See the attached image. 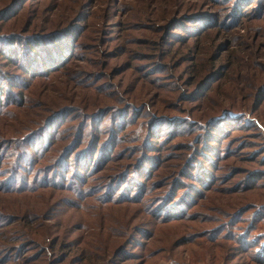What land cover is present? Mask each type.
<instances>
[{
  "label": "rangeland",
  "instance_id": "rangeland-1",
  "mask_svg": "<svg viewBox=\"0 0 264 264\" xmlns=\"http://www.w3.org/2000/svg\"><path fill=\"white\" fill-rule=\"evenodd\" d=\"M64 27L0 53V264H264V0H0Z\"/></svg>",
  "mask_w": 264,
  "mask_h": 264
},
{
  "label": "trees",
  "instance_id": "trees-1",
  "mask_svg": "<svg viewBox=\"0 0 264 264\" xmlns=\"http://www.w3.org/2000/svg\"><path fill=\"white\" fill-rule=\"evenodd\" d=\"M65 28L66 27L56 30H46L45 32H37L34 34H0V53L4 56H8L9 59L13 60L17 64L22 65V67L28 69L29 72L33 71V67H36L40 71H42L43 69H45L43 67H48L49 65L51 67H48L49 70L47 71V73L57 71L62 66H56V62L58 58H60L58 57V55L61 52L63 53L65 49L60 36H57L62 33ZM60 47L63 49V51L59 49ZM56 56L58 58L56 62H54L55 60H53V58H55ZM31 132H33V130L30 131L29 134ZM11 154L12 152L10 148L0 153V171L2 172V170H7L5 171L3 177L0 178V180L8 177L14 179L13 172H18L21 168V163L17 162L16 160L18 154L16 155L15 153L14 156L16 157L13 160H9V158L12 157ZM92 158L93 155L89 156L88 161ZM0 176H2V174H0ZM1 183H3V181H0V184ZM261 245L263 248L264 242L261 243Z\"/></svg>",
  "mask_w": 264,
  "mask_h": 264
}]
</instances>
